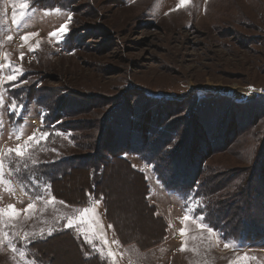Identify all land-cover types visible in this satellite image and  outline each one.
I'll return each mask as SVG.
<instances>
[{
	"label": "rangeland",
	"instance_id": "1",
	"mask_svg": "<svg viewBox=\"0 0 264 264\" xmlns=\"http://www.w3.org/2000/svg\"><path fill=\"white\" fill-rule=\"evenodd\" d=\"M13 12L19 13L17 0H0V155L43 132L42 107L31 96H48L74 138L30 145L34 159L63 158L81 167L59 182L62 198L50 204L47 184L13 178L4 159L0 209L13 205L19 215L0 216V264H97L84 261L74 242L89 257L100 256L93 247L102 249L104 264H264V0H29L19 26ZM62 24L68 28L63 41L50 36ZM28 33L35 35L25 42ZM12 67L22 75L7 81ZM238 90L250 95L236 97ZM12 102L23 106L18 113L9 111ZM135 147L162 157L172 181L195 172L216 186L214 198L229 220H237L239 231L248 226L245 239L214 227L209 234L199 221L184 224L194 201L206 218L207 198L167 188ZM122 151L145 171L150 194L145 200L123 162L95 178L108 196L109 215L131 238L120 240L98 200L103 246L99 231L64 225L83 208L96 158ZM29 203L35 208L25 212Z\"/></svg>",
	"mask_w": 264,
	"mask_h": 264
},
{
	"label": "trees",
	"instance_id": "2",
	"mask_svg": "<svg viewBox=\"0 0 264 264\" xmlns=\"http://www.w3.org/2000/svg\"><path fill=\"white\" fill-rule=\"evenodd\" d=\"M43 94L45 95V93ZM43 97L45 98L42 99L41 97H38V95L31 96V98L37 101V104L39 103L40 106L42 107L41 109L43 112L38 113L40 114L43 120V128H42L43 130L42 131L43 132L46 131L50 134L49 137L45 141L48 144H51L55 142L53 140H59V139H62L63 137H67L70 135L72 138H74L73 134H74L75 129L70 126V123L66 121L65 117L60 115L59 112L61 111V109L59 107L56 108L54 106L55 103L52 104L53 101L51 102L49 101L50 97L48 96H43ZM255 100H252V101L255 102ZM252 101H247V102H252ZM259 101H263V99H260ZM262 103H264V101ZM260 106H262L261 109H263V112H264V104H261ZM57 133H61L63 135H57ZM40 146L41 144L39 143L38 149L40 148ZM15 148L16 147H11L10 149H15ZM134 150L136 153H138L141 156V158L145 162L152 165L155 176L167 188L174 190L180 194L190 193L194 197L199 198L201 201H203L202 198L203 199L207 198V201L205 203L206 205L204 208V212L206 213V220L212 227L216 229H220L230 236H237L239 234L238 236H240V239L242 241L245 239L246 236H245L244 231L246 232V229H248L247 228L248 226L242 227L241 228L242 231H239L238 224L234 222L237 220H231V219L229 220L230 214L227 210V207L220 206V203L216 202L214 198V191H216L218 188L212 185L210 181L206 180L204 184L203 182L204 180L200 179L199 177H196L195 172L191 175L192 177L190 176L188 178H183V179L179 178V181H176V180L172 181L173 179H170L168 175L166 174L167 169L162 166L163 165L162 157H159L156 155L154 156V153H155L154 151H149L146 154H144L143 153V151H145L144 149L142 150L140 148L135 147ZM34 152L36 153V148L31 147L30 151L26 154L25 158H17L15 157L14 153L10 156L4 157L7 168L9 169V172L11 173V176L14 178V175H15L17 180L25 182V183L31 184L33 182V185H35L36 182L47 184L48 187L50 188V191L53 197H55L56 199L62 198L60 194L57 192V185L59 184V182L63 181L64 177L68 176V174L72 172L73 168L74 169L75 168L77 169V167L80 168L81 165L75 162L74 163L68 162L67 164H65L64 161H60L63 158H59L53 161H42V162H38L36 164L31 165L30 160L34 159V156H35ZM124 153H125L124 151L118 152L116 154L112 153L110 154V158H106V157H104V159L100 157L96 158L92 168L88 169L89 177L91 179V187L85 188L84 197L79 204L81 208L86 206L89 202L90 196H92V198L96 200H103L107 219L116 229L118 237L123 243L126 242V239L128 241L131 238L129 239V237H126V236L124 237V235L121 234L118 228L117 222L114 219H112L111 216L109 215V207L107 203L108 196L104 191L100 190L97 187L98 182H96L95 178L96 177L103 178V175L107 169L108 164L113 165L117 162H123L125 165L126 163V165L128 166V170L133 175L138 177L139 179L138 187H140V192L145 191L144 199L148 200V196L150 194V185H149L145 171H143L142 169L136 168L134 164L126 157ZM26 160H27V167H24ZM62 165L64 166V168H61ZM124 167L126 168V166ZM195 170L197 171V167ZM34 180H37V181H34ZM210 202H211V205H210ZM249 219L250 218H247V221H249ZM250 221L253 222L252 219H250ZM261 222L264 223V219ZM166 223L165 225L167 227ZM69 235L73 238L71 234ZM73 244L76 245L77 250L80 253L84 261L91 262L95 260L97 264H104L100 258H97L98 257L97 255H92L91 257L86 256L85 255L86 250L83 248V246L79 245L76 242H74Z\"/></svg>",
	"mask_w": 264,
	"mask_h": 264
},
{
	"label": "snow or ice",
	"instance_id": "3",
	"mask_svg": "<svg viewBox=\"0 0 264 264\" xmlns=\"http://www.w3.org/2000/svg\"><path fill=\"white\" fill-rule=\"evenodd\" d=\"M187 0H181V4L186 3ZM18 7H19V13L13 12L12 14V23L14 25L19 26L21 21L24 20L25 16L27 15V11L29 9V0H17ZM57 13H60L61 9L57 8L55 9ZM47 14V13H46ZM67 20L70 22L72 20V14L71 12L67 13ZM68 32L67 24H62L58 31L50 33V36L57 37L59 40L63 41L66 39V34ZM35 35V33H28L26 35H23L21 37L22 40L27 42L31 36ZM9 40L12 39L11 36L8 37ZM38 47V45H37ZM35 49L30 48V51H34ZM21 59H23V54H21ZM4 65L0 64V69H2ZM19 75H22V72L19 69H16L15 67H12V73L7 76V81H16L19 77ZM4 82V79L0 77V84ZM26 83V81L24 82ZM3 93H0V105L3 104L2 99ZM23 106H18L15 102H12L9 104L8 109L9 111L15 113H18L20 111V108ZM49 133L44 131L41 132L39 136L33 134L28 137L27 141L24 142V144H18L15 149H8L7 153H4L3 155H0V181H3L4 178V157L10 156L14 153L15 157L17 158H25L26 154L30 151V145L32 144H39L42 140H46L49 137ZM57 135H63L61 133H57ZM19 139V137H18ZM30 159V157H29ZM32 164H36L37 161L35 159H31ZM24 167H27V160L25 161ZM36 199H43V197H36ZM56 202L55 197H52L48 200V203L54 204ZM196 203V208H193L191 205L187 206L186 213L183 217V223L187 224L188 222H197L199 221V227L201 229H207V232L209 234H212L214 232V228L210 226L206 221L205 216L203 215V209L200 206L199 201H194ZM61 204H63V201H60ZM98 200H90L89 207H83L79 210L78 216H70L67 218V223L64 225L65 228H73L75 225L76 227H79L81 224L86 225L89 232L95 233L99 231L101 233V241L103 246L108 245V240L106 239L104 233H103V226L97 225L96 221L98 220V216L96 214V208L95 204H98ZM35 208V204L29 203L27 205V208L24 209L25 212H31ZM7 215L9 218H14L19 215V212L15 209L13 205L8 206V210L5 211L4 209H0V216ZM111 227V225H109ZM84 230L81 229V232ZM49 235H51V230L48 232ZM187 234V229L182 227L180 229V235L185 236ZM116 243V241H114ZM225 247H228V244H225ZM17 249L13 247V251H16ZM185 247L181 248V251H184ZM92 252H99L100 256L97 258H103V252L102 249L99 248H92ZM107 257L115 258V253L111 250L107 251Z\"/></svg>",
	"mask_w": 264,
	"mask_h": 264
},
{
	"label": "bare ground",
	"instance_id": "4",
	"mask_svg": "<svg viewBox=\"0 0 264 264\" xmlns=\"http://www.w3.org/2000/svg\"><path fill=\"white\" fill-rule=\"evenodd\" d=\"M235 95H236V97H238V95H241L240 97H245V96L250 95V92H246V91L241 92V91L238 90V91L235 93Z\"/></svg>",
	"mask_w": 264,
	"mask_h": 264
},
{
	"label": "built area",
	"instance_id": "5",
	"mask_svg": "<svg viewBox=\"0 0 264 264\" xmlns=\"http://www.w3.org/2000/svg\"><path fill=\"white\" fill-rule=\"evenodd\" d=\"M263 89V88H262ZM260 94L264 95V89L260 91Z\"/></svg>",
	"mask_w": 264,
	"mask_h": 264
},
{
	"label": "crops",
	"instance_id": "6",
	"mask_svg": "<svg viewBox=\"0 0 264 264\" xmlns=\"http://www.w3.org/2000/svg\"><path fill=\"white\" fill-rule=\"evenodd\" d=\"M135 166V165H134ZM136 167V166H135ZM136 168H138V167H136ZM139 169V168H138Z\"/></svg>",
	"mask_w": 264,
	"mask_h": 264
}]
</instances>
